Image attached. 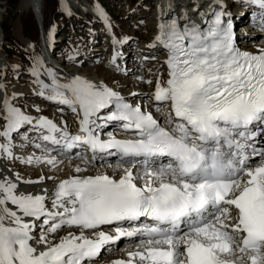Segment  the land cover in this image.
<instances>
[{
    "label": "snow or ice",
    "instance_id": "6c2138e0",
    "mask_svg": "<svg viewBox=\"0 0 264 264\" xmlns=\"http://www.w3.org/2000/svg\"><path fill=\"white\" fill-rule=\"evenodd\" d=\"M243 3L260 10L259 21L255 12L250 15L264 31V0ZM226 8L223 0L203 11L194 3L201 23L187 11L159 23L155 39L167 52L169 78L166 85L157 82L153 98L157 111L161 103L170 104L168 127L107 85L79 75L60 82L57 71L36 59L32 75L43 89L38 95L80 117L79 133L72 135L46 117L34 121L5 98L0 137L9 143H0V153L18 159L12 134L31 125L47 131L43 141L64 149L85 148L94 158L118 154L115 167L122 174L61 181L52 200L55 211L45 195L18 194L17 183L0 180V264H93L108 245L133 237H141L137 250L113 264H264V149L249 143L257 130L264 132V48L252 53L238 46ZM114 121L135 138L108 133L102 139L99 130ZM23 162L56 160L29 156ZM141 218L150 223L132 226ZM104 225H115V235L102 230ZM37 227L38 238L32 235ZM63 228L81 231L51 242L49 234Z\"/></svg>",
    "mask_w": 264,
    "mask_h": 264
},
{
    "label": "rangeland",
    "instance_id": "374dc122",
    "mask_svg": "<svg viewBox=\"0 0 264 264\" xmlns=\"http://www.w3.org/2000/svg\"><path fill=\"white\" fill-rule=\"evenodd\" d=\"M77 5L73 7L74 12L76 14L71 21L68 19L66 23L65 15H61L64 7L61 6V0H44L43 1V13L44 20L47 25L50 26L51 30H56L59 33L57 42L54 44V48L59 51L61 61L65 59V63L63 62V66L71 69L72 67H80L84 69L85 67H91L92 70L98 68L99 75L104 76L107 80L116 86L113 89H123L126 90L127 95L129 97L141 98L137 97L139 94H143L144 96H149L153 93L154 87L156 86L158 81L164 82L166 77V67L164 66L163 59L166 55V51L161 46L153 47V37L155 35L156 21L154 14V0H101L108 8L109 11L105 8V14H109L111 16L110 21H112L114 27L117 32L120 34L121 40L123 42V46L119 49L120 58L117 60L115 65L109 66L107 64L108 59L111 57L112 47L109 46L108 40L104 41L105 33L108 31V28L105 24L99 19H95L92 15L86 14L84 11V7L89 8V6L81 4L80 1H84L89 4L87 0H73ZM90 3H94V0H89ZM98 3L100 0H96ZM182 1V0H178ZM21 2L22 0H0V23H2V27H4L6 36V43L4 45L7 52L10 54L9 58L13 61H16L14 67L0 69V83L2 80L8 81L7 85H11L13 82L19 83H28L30 80V76L32 77L31 70L36 65V59L40 58L42 63V55L41 48H43V43L40 39V30L39 25L36 21V17L34 14L32 16V9L24 12L21 10ZM59 7L60 11H57L56 8ZM72 5V6H73ZM87 8V9H88ZM229 8L233 9L237 15H241L239 18L241 21L237 22V24L248 26L251 25L253 27L246 28L247 31L239 30V38L240 40L247 41L250 39H263L264 33H257L255 30L259 29L258 27L253 25V17L246 13L243 0H229ZM64 13V12H63ZM104 14V13H103ZM106 14V15H107ZM234 15V14H233ZM2 16H4L2 18ZM252 17V19H250ZM34 19V20H33ZM260 20V17L256 19ZM87 24H86V23ZM16 23L20 25V30L26 34L24 39H20L15 35V26ZM0 25V26H1ZM25 28H24V26ZM60 27L56 29V27ZM156 30V31H155ZM101 34V40L96 38V34ZM29 34V35H27ZM31 35V36H30ZM30 38L33 40H30ZM106 39V38H105ZM245 39V40H244ZM4 40V38H3ZM28 43L30 45H28ZM99 43H101L102 47L105 49L100 50ZM126 43V44H125ZM4 44V41H3ZM125 44V45H124ZM150 48V49H149ZM28 54L29 56L25 55ZM32 60L30 66L28 67V71L23 75H16L12 73L14 68H19L21 63L29 62ZM60 61V60H59ZM111 61V60H110ZM142 63L137 71L133 69L134 62ZM19 63V65H18ZM108 63H112L108 62ZM44 64V63H43ZM45 66V65H44ZM83 66V67H81ZM136 66V65H134ZM143 66V67H142ZM45 68H50L49 66H45ZM9 69V70H8ZM31 69V70H30ZM11 70V71H10ZM106 70V71H105ZM142 70V72H141ZM10 71V72H9ZM146 73L148 77H150L151 84L143 83L142 80L138 79V74ZM103 74V75H102ZM162 76V79H161ZM47 79L50 77L46 76ZM13 81V82H12ZM6 84V82H4ZM123 85V86H122ZM152 91V92H151ZM136 94V95H133ZM142 96V97H144ZM42 99V100H41ZM44 97L34 95L28 92L26 95L22 96L18 99L21 104L22 110L28 111L29 115L39 116L43 114H47L46 116H50L52 114L50 106H47L48 100H43ZM130 99V98H129ZM131 100V99H130ZM44 101V102H43ZM132 101V100H131ZM43 102V103H42ZM135 102V101H133ZM138 104V103H136ZM141 105V104H139ZM38 106V107H37ZM142 106V105H141ZM160 114L163 118H160L162 121H167L166 113L170 112L169 104H164L159 106ZM148 110H151L149 108ZM36 114V115H35ZM31 117V116H30ZM53 117V116H51ZM62 124H66V127L69 131L76 130V116H68L67 114H59L56 117ZM2 121V122H1ZM0 122L2 126H4L5 121L0 113ZM0 124V126H1ZM74 124V125H73ZM75 127V128H74ZM24 129V128H23ZM20 132V130H19ZM17 132V136H15V142H17V151L22 152L26 156H31L33 158L36 157V148L32 147L30 143L36 141L38 138H35L34 135L29 136L30 131L23 132L19 134ZM33 133V131H31ZM21 140V141H17ZM29 144V145H28ZM31 146V147H30ZM32 148V149H31ZM17 158L19 159H7L6 165H15L17 171H22L27 175H39L41 178L49 176V168L48 163H23L22 155H19ZM22 160H21V159ZM69 160V159H67ZM69 160V161H73ZM21 161V162H20ZM2 163H5L4 160H1ZM112 162V161H111ZM108 164L109 162H105ZM115 162L109 163V165H114ZM102 166L103 162H98ZM97 164V165H98ZM96 165V164H95ZM67 166V170H70V166ZM64 168V167H63ZM62 168V169H63ZM104 169V168H103ZM114 169V168H113ZM116 169V168H115ZM114 169V172L117 170ZM48 170V171H47ZM55 172L51 173L54 174ZM50 174V175H51ZM69 229V228H67ZM67 229L63 228L59 230L54 236L58 237L60 234H63ZM74 229V228H73ZM59 234V235H58ZM137 239V238H136ZM134 240V239H133ZM125 240L121 241L120 244L124 243ZM120 249V248H119ZM119 249L113 250H102L103 256L101 259L107 257V255L115 254ZM104 251V252H103ZM99 259V258H98Z\"/></svg>",
    "mask_w": 264,
    "mask_h": 264
},
{
    "label": "bare ground",
    "instance_id": "6f19581e",
    "mask_svg": "<svg viewBox=\"0 0 264 264\" xmlns=\"http://www.w3.org/2000/svg\"><path fill=\"white\" fill-rule=\"evenodd\" d=\"M43 1L44 0H22L21 7L20 8L24 12L26 9H28L27 11H29L31 9V6H33L35 8V11L38 14H40V16L42 17L43 24L45 26V20H44V17L45 16H44V13H43ZM184 1H186V0H184ZM202 1L205 2V0H189L188 8L189 9L192 8L194 3L197 4V5H199ZM74 3L75 2L73 0H62V5H63V7H64L65 10L71 9V6ZM177 4L178 3H176V1L174 0V5L176 6ZM0 6H1V3H0ZM87 6H89V8L86 7V9H85V7H84V11L85 12H89L90 10H92L97 15V11L94 8L92 9L91 5H87ZM168 7H169V3H166L165 6H163V8H166V9H168ZM201 8H203V6H201L200 9ZM97 10H99L102 14L104 13L101 8L100 9L97 8ZM171 10L172 9H170L169 11H171ZM154 11H155V9H154ZM158 13H159L158 11H155L154 12V14H155L154 15L155 16V18H154L155 21H156V17L158 15ZM246 13L249 15L250 14V11L249 10H246ZM0 14H1V11H0ZM242 14H244V13H242ZM103 15H104L105 18H109V16L106 15L105 13ZM232 15H233V13H232ZM233 16L236 19L241 18V16L240 17L237 16V15H233ZM3 17L4 16H2V18ZM239 21H241V20L239 19ZM156 23H157V21H156ZM1 24L2 23H0V25ZM244 25H246V24H243L241 26H244ZM250 27H253V26H251V25L248 24V26H244L243 28H241L240 31H243V30L244 31H247V29L250 28ZM156 30H155L156 32H155V35H154L153 40H152L153 45H156L155 47H157V45H158L155 37L159 34V30L157 28H156ZM255 32H257V33H264V31H261L260 29L255 30ZM15 35L18 38H20V39H24V36L26 35V34H24L20 30V25L18 23H16V26H15ZM3 38L5 39V30H4V27H2V25H1L0 26V69L7 70L5 68H10L11 66H12V69H13L14 64H15L16 61H13L12 59L9 58L8 53H7V50L4 47L5 43L3 44V41H4ZM30 40H32V39H30ZM110 41H111V39H109V42ZM239 44L242 46V48H244L246 50L254 51V50H258V49L264 48V38L263 39H260V38L259 39H250L248 41L240 40L239 41ZM28 45H30V44L28 43ZM98 47L101 48L100 50H102V48H105V47H102L100 45ZM111 61H113V60H111ZM111 61L109 60L108 62H111ZM139 64L140 63L134 64L136 66L133 65V69H135ZM18 65H19V63H18ZM54 67H57V73L59 75H62L63 76V79H59L60 82H62V83L63 82H67L68 80H70L73 75H79V76H81L83 78H86V79H88V80L96 83L98 86H100V85H107L108 87H110L112 89L116 87V86H114V84L110 83L107 80L106 77H104L105 75L104 76L99 75L98 68L94 69V71L89 72V70H92L93 69L90 66L89 67H85L84 69H82V68H80L78 66L77 67H72L71 69H68L67 67H64V66L63 67L54 66ZM81 67H83V66H81ZM34 68H36V67H34ZM33 69L31 70V73L33 72ZM138 69L139 68H136L135 70L137 71ZM141 72H142V70H141ZM141 77L143 79H141ZM40 79L44 80L45 83H49V84L51 83V79L50 78L47 79L45 77V75H41L40 76ZM138 79L142 80L143 83L144 82L147 83L146 81H149L150 80V77H148V75L143 72L142 74L141 73L138 74ZM35 80H36V77H34L32 75V77L30 76V80L26 84H24V83L22 84V83H19V82H13V81H12L13 83H11V85L10 84L7 85L8 84V81H6V84L5 83L4 84L0 83V86H2L0 88H2L3 91H4V97H3L2 103L0 105V113H1V116H2V113H3V101H4L5 98H8L11 101V103H12V105L14 107H17V108H20L21 109V104L19 103L20 101L18 99H20L22 96L26 95L28 92H30L31 94L33 93L34 95H38V93L43 90L42 87L35 82ZM167 80L168 79H166L163 83H162V81H159V82L162 85H166V81ZM155 88H156V86L154 87L153 93L150 94L149 96H144L143 94H139L137 96V97H141V98L129 97L127 95V92H125L124 95L126 96V98L128 99V101H130V102L135 101V102H133L134 104L138 103L136 105H139V104H141L142 106L144 105V106H146V109L147 110L149 108H151V110H148V111L151 112L153 115H155L157 118L160 119V118H163V116L160 114L159 111L156 110V108H157V102H155L154 101V98H153L154 92H155ZM113 90L115 91V90H123V89L120 88V89H113ZM142 96H144V97H142ZM43 100L45 101L47 99L44 98ZM45 103H47V106L48 107L50 106V109H51L52 114L50 116H46L47 114H43V115L41 114L39 116H33V118H34L33 120L34 121L38 120L41 117H46L47 119L52 120L58 126V128L64 129V130H66L68 133H70L72 135H76V134L79 133V130H80L79 119H80V117H78L76 114L72 113L71 112V109L68 106L62 105V104H58L56 102L49 101V100H48V102L45 101ZM164 104H166V103H164ZM161 105H163V103H161L159 106H161ZM22 107L25 108L24 106H22ZM22 111L26 115L30 116L29 113H27L28 111H26V110H22ZM59 114H67L70 117H71V115L72 116H76L77 117V120H76V122H73L74 124L76 123L75 124L76 125V130L69 131L68 128L66 127V124H62V122H60L56 118L57 115H59ZM51 116H53V117H51ZM1 122H0V124H1ZM56 122H58V124ZM163 123H167V121H163ZM26 126H29V125H25L23 128H25ZM4 127H5V124H4V126H2V124H1L0 131H2L4 129ZM113 127L116 129L115 132L117 134H119V135H126L127 134V133H124L125 130H123L120 127V124H118L117 122H111V123H109V125L106 128H113ZM23 128H21V129H23ZM41 130L42 129H38V128L32 126V130L31 131H33V133L31 132L30 135L32 137H33V135H34V137H38L39 136V133L41 132ZM43 131L44 132H47L46 130H43ZM14 133H17V132H14ZM14 133L12 135H14ZM55 135L62 136L61 133H56ZM133 138H135V135L133 136ZM18 141H21V140H18ZM0 143L8 144L9 142H8V140L6 138L0 137ZM38 143H39L38 141H35V142L30 143V145H32V147H33V146H35ZM41 143L42 144H41V147L40 148H36V146H35V148H36V150H35L36 151V153H35L36 154V157H42V158L52 157V158H55V160H56V163L55 164H49V168L51 169V171H49V176L47 175V177H45V178H43L41 180V177L39 175H27L26 173H24L22 171L19 172V171H17V168H15V165L14 164L13 165H11V164L10 165H6V161H7V159L9 157L7 156L6 153H0V157H1L0 158V180H3V178H6V177L8 178L10 175H12L13 182L20 183V186H18L17 190L20 189V188L21 189L28 190V188L31 189V188L35 187V185H37L38 183H31V184H29V183H24V181L40 180V181L47 182V183H49V185L53 186V184L58 183L59 180L65 179V178L86 177L88 175H95V174H100V173H107L110 176H113V177H117L118 178L122 174L117 169L116 175H113V174H115L114 169H113V166L114 165H112L110 167L109 166V163L114 162L116 159L115 158L111 159L112 156L107 157L104 154H98V155L95 154V158H91V156H92L91 153H88V155H86V156L85 155L72 154V153L75 152V149H72L71 152L66 151V152H63L60 155H57V152L59 153V150L64 149L62 147V145H53L51 142H48L50 145L53 146V148L55 150L53 153H49V150L43 148V142L42 141H41ZM11 146H12L13 153H15V151L17 150V142H15V140L13 139V137L11 138ZM22 152H20V154H18V155H21L22 154L23 157H26V158L29 157V156L24 155ZM52 154H54V155H52ZM81 157H84V158L82 159ZM67 159H69V160L74 159V160L73 161H69ZM1 160H4L5 163H2ZM23 160H25V159H23ZM98 162H103L102 166L100 164H98ZM105 162H109V163L106 164ZM24 163L25 162H23L22 164H24ZM65 164H67L68 166H70V170H67L68 167L65 166ZM139 166L140 165L138 163L137 164V167L133 169L134 173L136 172V169ZM77 167H80L82 169V171L81 172H76V168ZM53 172H55V173L54 174H51ZM17 174H19V177H20L19 180L16 179ZM51 192H52V190L51 189H48L46 193L47 194H50ZM9 207H11L13 210H16L15 209V206H13V205H9ZM50 209H52V207H50ZM52 210L55 211V209H52ZM39 223L40 222L37 221V224H39ZM123 226L125 228H128L129 227V225H123ZM132 226H135V225H132ZM136 226H139V225H136ZM113 227H115V226H113ZM65 229H67V228H65ZM113 229L114 228H112V227H108V228H105V229L102 228V230H104L106 232H111L113 235H115L114 231H112ZM69 231H71V232H73L75 234H79L80 231H81V229H78V228L67 229L63 234H60V236H58V237L57 236L55 237L54 236L55 234L54 235L53 234H49V240L51 242H53V243L59 242V240L62 237L66 236ZM85 234L88 235V236H93V232L91 230H86L85 231ZM32 235L34 237H37L38 238L39 235H40V228L37 227L33 231ZM134 238H136V237H134ZM134 238H130V240H126L127 242H125L122 245H120L121 248L115 254H111L109 256L107 255V257L101 259V257L103 256V254L101 253L100 256L98 257L99 259L97 258L93 262V264H112L114 261H117V260L127 261L129 259L128 253L137 250V245H138L140 239L137 238L136 240H133ZM117 243H118V241L115 244H117ZM112 245H114V244L108 245L107 246V249H109L110 251L113 250L114 249V246H112Z\"/></svg>",
    "mask_w": 264,
    "mask_h": 264
}]
</instances>
